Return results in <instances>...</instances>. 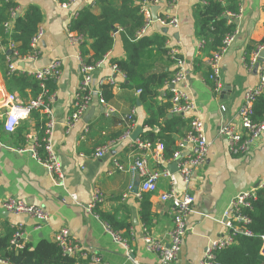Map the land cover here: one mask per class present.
Returning <instances> with one entry per match:
<instances>
[{
  "label": "crops",
  "instance_id": "crops-1",
  "mask_svg": "<svg viewBox=\"0 0 264 264\" xmlns=\"http://www.w3.org/2000/svg\"><path fill=\"white\" fill-rule=\"evenodd\" d=\"M12 1L17 4L18 11L28 4H36L43 15L40 23L43 34L36 45L38 56L34 60L12 56L17 70L37 69L53 60L61 61L60 74L52 78L54 85L50 105L56 121L52 144L63 179L58 182L29 150L30 137L37 136L46 119L41 110L28 113L15 131L4 130L6 96L13 93L22 104L27 105L32 93L29 89L24 95L17 90L9 92L0 69V234L7 227L20 224L26 241L35 245L41 238L52 240L59 228L67 227L83 249L100 253L111 264H134L126 255L125 247L113 239L105 222L88 207L92 193L97 190L102 198L98 203L99 209L115 215L119 225L117 233L128 239L131 257L143 263H155V255L147 250L143 241L144 225L139 214L140 179L127 172L111 171L113 161L128 163L138 154L127 140L119 138V115L135 107L134 130L139 126L142 128L141 123L146 116L135 89L124 86V77L111 68L112 59L126 57L118 30L114 33L113 47L92 72L95 87L100 80L113 78L112 96L107 102L115 108V113L105 117L103 106L95 94L82 119L66 132L64 120L72 111L73 95L81 80L79 61L74 47L67 40L68 22L75 11L78 12L90 0H76L74 3L70 0ZM197 1L177 0L172 4L162 0L152 6L156 7V19L146 32H165L167 41L177 46L185 58L189 71L188 87L211 142L205 164L195 169L187 186L178 185L179 190L186 187L194 197V210L188 217L191 229L184 235L176 259L169 264H200L207 242L227 233L220 219L230 201L238 193L251 190L264 180V132L246 156L230 154L225 139L218 133L221 124L234 121L244 90L258 81L257 72L248 68L243 58L247 45L258 44L264 39V0H240L241 12L235 19V37L222 56L221 86L217 91L208 77L209 69L204 62L207 55L201 53L197 46L199 36L193 13ZM64 3H68L66 7L62 5ZM169 16L178 18L177 29L162 25L157 20ZM158 99L165 100L164 90H161ZM178 139L180 136L176 141ZM105 143H109L107 153L94 157L96 147ZM149 163L156 166L151 159ZM167 190L166 180H161L156 192H145L153 216L147 230L164 242L168 241L167 233L172 226L171 209L170 203L161 202L158 194ZM71 194L76 195V200L71 198ZM10 197L43 208L47 212V220L36 228L33 218L6 211L1 203Z\"/></svg>",
  "mask_w": 264,
  "mask_h": 264
},
{
  "label": "built area",
  "instance_id": "built-area-1",
  "mask_svg": "<svg viewBox=\"0 0 264 264\" xmlns=\"http://www.w3.org/2000/svg\"><path fill=\"white\" fill-rule=\"evenodd\" d=\"M76 0H70L74 3ZM98 0L87 1L86 5L91 7L96 6ZM162 0H139V13L143 16L144 25L140 29L138 35L147 32L148 27L153 22L151 7L157 5ZM170 3H175L177 0H168ZM68 3L62 4L64 7ZM18 8L14 7L9 14L8 19L3 23L5 32L9 33L13 26L14 17L17 15ZM241 9L237 13L228 12L227 18L229 21H235L239 17ZM77 11L72 15L74 17ZM160 24L168 25L173 29L179 26V20L176 16L162 17L157 19ZM43 30L39 26L35 35L31 40V47L33 52L25 57V59L34 60L38 56L36 45L41 39ZM235 37V32L227 34L223 40L220 48L211 55L206 56L204 62L209 69V79L214 83V90H219L221 86V60L224 53L232 43ZM67 40L69 44L74 47V53L79 61V70L81 80L75 91L72 99V111L65 118L64 126L66 132L74 128L75 124L79 122L92 99V96L97 94L98 101L103 106V115L110 117L115 113V108L107 102L103 97L100 85L103 83L113 84V78L109 77L105 80H100L97 87L93 84L92 72L97 64H87L83 61L78 51V45L81 41L79 35L68 29ZM166 44L170 47L169 54L174 59V66L176 71L169 87L171 107L169 113L171 115H178L185 119H189L190 129L178 141H176L177 149L174 151L172 157L166 162L163 157L164 146L161 142L151 143L147 140H141L137 137L135 140L131 139V135L135 125L136 108L131 107L127 112L119 115L121 124V132L119 138L127 140L129 145L135 146L138 151L137 156L128 163H120L113 161L111 171L127 172L132 177H138L140 193H154L158 190V184L161 180H166L168 190L158 194L161 202H169L171 209L172 226L168 230V241L164 242L153 237L146 227L143 226V241L147 250L153 253L156 257V262H141L131 257L128 242L122 238L117 232L109 230L113 239L123 245L126 249V255L132 259L134 264H169L174 261L181 248V243L184 235L191 229L188 222L189 214L194 210V197L185 187L183 190L178 189L179 183L187 186L195 169L205 164L211 142L206 136L205 125L197 113V104L188 87L189 71L185 58L180 54L179 49L175 45H171L169 41ZM204 41L199 39L197 46L200 49L203 47ZM9 50H11V57L16 52L14 51V44L10 41L8 43ZM264 48V43H258L251 52L249 60L243 61L248 68H254L257 64L258 81L254 86L247 87L244 90L241 105L238 108L234 121L224 122L220 125L218 133L226 141L227 150L232 155L246 156L251 153L255 142L261 137L264 132V120L255 121L253 119L254 104L257 99L264 95V57L259 59V53ZM0 50L5 51L4 46H0ZM8 55V56H10ZM11 60L8 61V68L10 72L17 70L16 64ZM102 62V61H100ZM115 73L120 72L115 64L111 65ZM61 72V61L53 60L44 67L37 69H29L26 71L28 75L37 79L40 92L32 98L27 105L22 104L17 96L13 93L6 96L5 105L7 110L5 112V119L3 128L7 132L16 130L20 121L26 117L28 113L33 110H41L46 116L42 127V135L40 138L31 136L30 152L33 156L40 159L38 156V149L42 148L45 152V159L41 160L46 166L47 170L58 182H62L63 172L61 165L55 155L52 144V133L56 125L54 115L51 110V97L47 98V81L56 78ZM169 84V85H170ZM139 90H136V94ZM134 148V147H133ZM109 150V143L102 144L93 152L94 157H102ZM149 159L155 163L152 166ZM176 162V171H172L168 167V163ZM257 186L264 187V180L258 183ZM71 198L76 200V195L71 194ZM255 198L254 188L248 191L238 193L228 204L225 209L220 223L225 227L227 233L220 238L210 239L204 249L200 264H217L215 253L218 249L228 246L232 243V237L229 232H243L245 235H251L250 231L241 228L238 223L247 224L249 218L242 214L241 210L244 207H249L252 199ZM102 201L100 193L95 190L91 195V200L88 204L89 208L94 207ZM3 208L16 215H25L33 218L36 221V228L47 220V212L32 203H27L16 197H10L2 201ZM15 231L11 239V245L15 248H21L26 241L23 228L20 224L13 226ZM261 238L260 258L264 263V235ZM52 240L61 249L62 253L74 257L73 264H111L103 259L98 252H89L83 249L77 241L72 237L67 227L59 228L53 235ZM0 264H9L7 261L0 259Z\"/></svg>",
  "mask_w": 264,
  "mask_h": 264
},
{
  "label": "trees",
  "instance_id": "trees-1",
  "mask_svg": "<svg viewBox=\"0 0 264 264\" xmlns=\"http://www.w3.org/2000/svg\"><path fill=\"white\" fill-rule=\"evenodd\" d=\"M139 0H98L96 9L89 5L81 6L77 14L68 22V29L80 36L78 51L87 64H99L114 44V30L117 29L126 53L124 59H112L124 76V86L139 90L137 100L145 109L146 116L142 120L143 130L139 139L151 143L161 142L164 146L163 157L170 159L177 149L176 139L182 137L190 129L189 119L178 115L168 116L171 107L169 84L176 68L174 59L170 56V47L166 44L165 32L138 35L144 25L143 16L139 13ZM240 0H198L193 9L196 33L204 41L200 49L204 55L217 51L223 38L235 32V21H229L228 12L237 13ZM17 7L12 0H0V69L4 84L10 92L17 90L24 95L29 89L32 98L39 92L37 79L26 71H9L8 43L14 44L13 57L23 59L33 52L31 40L43 19L42 11L36 4H28L23 10L17 11L13 26L9 33L5 32L3 23L8 19L10 11ZM264 43V39L260 41ZM257 45V44H255ZM255 45H247L244 53L245 61L249 60ZM53 80L47 81V98L53 92ZM110 83H103L100 89L103 97L108 100L112 96ZM161 90H164L165 100H159ZM37 110V109H36ZM33 110V111H36ZM32 112V111H31ZM38 112V110H37ZM253 119L264 120V95L254 104ZM45 120L43 121V123ZM42 135V129L37 137ZM118 136V135H116ZM135 149V146H132ZM38 156L45 159V152L38 149ZM255 198L249 207L241 212L249 218L247 224L238 225L250 231L251 235L243 232L230 231L232 243L220 248L215 253L217 264H264L260 258L261 235H264V187L256 186ZM92 212L105 222L107 228L117 232L119 227L115 215L99 209L98 204L92 207ZM140 217L144 227L150 225L153 218L150 211L148 195L141 193ZM14 227H7L0 234V259L9 264H73L74 257L62 253L53 240L41 238L35 245L25 241L21 248L11 245ZM119 232V231H118ZM119 235L128 240L125 236Z\"/></svg>",
  "mask_w": 264,
  "mask_h": 264
},
{
  "label": "water",
  "instance_id": "water-1",
  "mask_svg": "<svg viewBox=\"0 0 264 264\" xmlns=\"http://www.w3.org/2000/svg\"><path fill=\"white\" fill-rule=\"evenodd\" d=\"M155 9H156V7H152V15H153V19L154 20L156 19V15H155L156 11H155ZM114 32H117V29H115ZM7 54L10 55L11 54V50H8ZM262 57H264V48L260 51L258 60H260ZM13 60H15V59L13 58ZM254 71H257V64L254 66ZM171 86H172V84L169 85V87H171ZM168 116L170 117L171 114H169ZM141 131H142V128L140 126L137 127L133 131V133L131 135V139L135 140L137 137H139V134L141 133ZM168 167H169L170 170L176 171V162L171 163Z\"/></svg>",
  "mask_w": 264,
  "mask_h": 264
}]
</instances>
